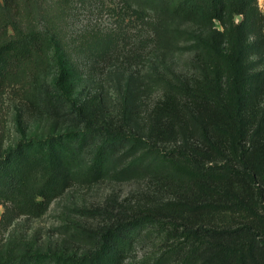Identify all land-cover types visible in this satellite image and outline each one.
Masks as SVG:
<instances>
[{"label": "trees", "instance_id": "trees-1", "mask_svg": "<svg viewBox=\"0 0 264 264\" xmlns=\"http://www.w3.org/2000/svg\"><path fill=\"white\" fill-rule=\"evenodd\" d=\"M124 2L154 20L162 50L193 51L194 74L162 75L143 115L128 87L115 116L99 115L93 96L73 107L81 130L0 149V204L40 215L65 179H142L158 199L106 225L92 250L55 264H127L146 229L162 236L150 264H264V17L256 0ZM38 10L39 0H0V90L54 40L24 27L23 13ZM0 264L54 261L16 253Z\"/></svg>", "mask_w": 264, "mask_h": 264}, {"label": "rangeland", "instance_id": "rangeland-1", "mask_svg": "<svg viewBox=\"0 0 264 264\" xmlns=\"http://www.w3.org/2000/svg\"><path fill=\"white\" fill-rule=\"evenodd\" d=\"M256 5L264 17V0ZM152 21L124 0H39L36 13L24 12V27L43 28L54 40L0 90V149L81 130L73 107L93 96L101 100L99 115L115 116L128 87L135 93V114L143 115L160 95L162 75L190 78L193 51L162 50ZM216 26L223 29L218 21ZM187 28L200 32L195 25ZM152 190L142 179L68 178L40 215L2 203L0 257L29 253L54 264L58 256L79 257L94 248L106 225L158 199ZM161 238L154 229L139 233L127 264H150L162 249Z\"/></svg>", "mask_w": 264, "mask_h": 264}]
</instances>
